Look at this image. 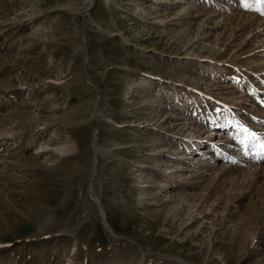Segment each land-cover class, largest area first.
<instances>
[{
  "label": "rangeland",
  "instance_id": "1",
  "mask_svg": "<svg viewBox=\"0 0 264 264\" xmlns=\"http://www.w3.org/2000/svg\"><path fill=\"white\" fill-rule=\"evenodd\" d=\"M262 9L0 0V264H264Z\"/></svg>",
  "mask_w": 264,
  "mask_h": 264
},
{
  "label": "bare ground",
  "instance_id": "2",
  "mask_svg": "<svg viewBox=\"0 0 264 264\" xmlns=\"http://www.w3.org/2000/svg\"><path fill=\"white\" fill-rule=\"evenodd\" d=\"M90 1V0H89ZM68 142H70V140L68 139ZM218 142H222V143H225V141H223V140H221V141H216V143H218ZM213 143V142H212ZM71 144V143H70ZM70 144H62V145H59V146H57V150L59 151V152H68V151H70V150H73V148H72V145H70ZM211 144V143H210ZM216 145V144H215ZM221 147V146H220ZM223 147V146H222ZM221 149H223V148H221ZM220 150V149H219ZM202 152V154H204L205 152H207V151H201ZM191 166H193V167H198L199 166V164H196L194 161L192 162V164H191ZM211 166V165H210ZM200 167V166H199ZM105 225V224H104ZM105 227L107 228V230L109 231V228L105 225ZM172 262H174V263H179V262H177L176 260H174V261H172ZM183 262V261H182ZM173 263V264H174ZM180 264H181V262H180ZM183 264V263H182ZM186 264H189V263H187L186 262Z\"/></svg>",
  "mask_w": 264,
  "mask_h": 264
},
{
  "label": "snow or ice",
  "instance_id": "3",
  "mask_svg": "<svg viewBox=\"0 0 264 264\" xmlns=\"http://www.w3.org/2000/svg\"><path fill=\"white\" fill-rule=\"evenodd\" d=\"M257 3H260L261 5H264V0H256ZM262 14H264V9H262ZM253 136H255V133H252Z\"/></svg>",
  "mask_w": 264,
  "mask_h": 264
},
{
  "label": "water",
  "instance_id": "4",
  "mask_svg": "<svg viewBox=\"0 0 264 264\" xmlns=\"http://www.w3.org/2000/svg\"><path fill=\"white\" fill-rule=\"evenodd\" d=\"M89 190H90V188L88 189V192L92 195V192H90L91 190L90 191ZM104 222H105V220H104V217H103V224H104Z\"/></svg>",
  "mask_w": 264,
  "mask_h": 264
}]
</instances>
